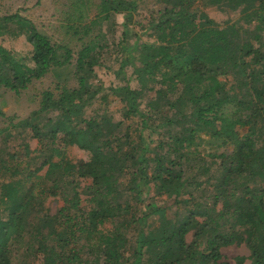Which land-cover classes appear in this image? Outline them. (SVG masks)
<instances>
[{
	"label": "trees",
	"instance_id": "trees-1",
	"mask_svg": "<svg viewBox=\"0 0 264 264\" xmlns=\"http://www.w3.org/2000/svg\"><path fill=\"white\" fill-rule=\"evenodd\" d=\"M137 2L98 0L90 16L91 0H70L62 27L69 42H80L76 50L68 41L52 42L18 13L0 17V86L19 93L51 68L70 64L77 82L42 90L38 107L12 124L29 128L39 144L31 150L25 142L18 156L41 157L36 168L29 171L27 162L21 168L19 161L12 170L6 158L15 160L17 153L0 149L6 154L0 156L2 170L16 173L21 168L27 177L48 181L46 191L63 200L54 214L45 213L43 224L40 220L27 231L25 218L35 194L23 202L17 183L1 184L0 264H13L19 255L40 264H227L220 249L242 243L249 251V264H264V0H162L164 5L145 25L152 40L135 35L131 42ZM199 2L241 16L217 24L197 6ZM116 14L123 21L115 75L123 80L112 90L124 104L125 118L141 116L142 128L162 113L161 135L166 138L158 147L165 145L164 153L132 144L129 132H116L118 122L82 116L96 95L90 81L104 48L100 27ZM241 19L245 24H239ZM19 34L30 45L27 58L1 44L5 36ZM135 60L140 66H133V73L125 77L123 68ZM147 92L153 98L141 108L139 98ZM202 144L216 147L208 155L218 161V175L207 200L189 192L181 201L178 197L187 188L200 192L204 182L181 179V170L174 167ZM67 145L82 150L85 157L67 162L62 153ZM85 179L90 180L86 207L80 205L78 192ZM150 183L159 194L184 202V214L170 220L166 208L151 202L147 210H137L132 201L140 199ZM126 190L131 193L127 199ZM155 213L160 214L157 225L149 221Z\"/></svg>",
	"mask_w": 264,
	"mask_h": 264
},
{
	"label": "rangeland",
	"instance_id": "rangeland-1",
	"mask_svg": "<svg viewBox=\"0 0 264 264\" xmlns=\"http://www.w3.org/2000/svg\"><path fill=\"white\" fill-rule=\"evenodd\" d=\"M70 0H0V17L11 14L18 13L19 15L29 19L35 25V27L50 36L52 42L64 43L69 42V37L65 35L63 24V12L66 10L67 5ZM136 11L132 13V22L130 25V40L133 42L135 40V35H139L142 41L152 40L150 36V30L146 29V22L149 21L150 17L155 13V11L161 8L162 0H137ZM98 0H91V10L89 12L90 16L96 13L94 9V4ZM197 6L205 13L208 14L217 24L232 23L233 21H238L239 13L237 11H230L229 9H218L215 6H202V3H197ZM123 16L121 14L113 15L109 20L102 22L100 27L101 35H104L102 43L104 48L100 51L99 65L94 67V75L91 78L90 88L96 90V95L93 97L91 102L85 106L83 110V118L93 119V118H109L111 122L119 123V128L116 130L119 135L129 132V138L132 144L135 145H145L149 148V151L157 150V152L164 153L166 151V146L158 147V143L161 140H165L166 135H161V132H165L163 127H160L162 122L161 114L159 117H155L154 120L148 121L149 127L142 128L140 124L141 116L134 115L127 119L123 113V102L120 101V97L112 90V88L122 84V75H115V71L119 67V52L120 48L117 46V41L119 40L120 32L122 30ZM239 24H245L243 19ZM142 28V29H141ZM97 30V27H95ZM143 30V31H142ZM135 36V37H134ZM133 40V41H132ZM1 44L11 50L18 56L27 58L29 56L30 45L27 43L24 35L19 34L16 36H5L1 40ZM70 47L76 50L80 42L76 40H70ZM75 57V55H73ZM72 62L74 61L71 60ZM133 66L139 67V61L135 60L133 65L126 66L123 68L124 76L127 77L133 73ZM74 65H66L61 67H53L44 76L33 79L26 89L21 90L19 93H15L12 90L6 89L0 86V111L3 115H0V149L10 152L17 153L15 160L6 158L9 161L10 166H13L16 162L20 161V167L23 168L27 162L28 170H33L39 165L41 157L32 159L35 156L33 153L29 154L25 159L19 160V155L24 152L25 142L29 144L31 150L39 146L36 139L31 137V132L29 128L21 126H12L20 119H24L29 115V113L38 107V102L40 98V92L45 89H55L56 83L66 82L69 86H76V78L73 76ZM134 82H132L133 84ZM151 84V83H150ZM153 98L152 92H147L142 94L139 98L140 107L145 108L149 101ZM162 105V102L160 103ZM164 112L167 110L163 108ZM171 112L167 113L170 116ZM55 117V116H54ZM44 120V119H43ZM42 120V122H43ZM7 127V130L5 129ZM155 126H159L155 128ZM5 129V130H4ZM7 132H10L8 135ZM4 140L5 143H4ZM43 143L47 144L44 140ZM4 148V149H3ZM216 147H211L206 144L199 146L196 152L189 156L185 160H181L180 164L175 165L174 170L176 172L180 171L181 179L186 178L187 181L197 180L204 182L202 184L203 190L196 191L195 187L187 188V191L183 192L178 198L181 201L189 197L188 193L194 194L199 199L207 200L208 194L212 191V179L218 174V161L212 159L208 154L213 152ZM192 150V148H190ZM222 151V149H219ZM35 153V152H34ZM64 159L69 163H74L80 158H84L85 154L82 150L75 146L67 145L62 149ZM150 155L152 154L149 152ZM148 153V155H149ZM0 156L2 158L6 157L5 151H0ZM18 159V160H17ZM7 161V162H8ZM19 169L16 173L14 171H5L0 168V188L1 184L6 182H11L12 184L18 185L19 199L25 202L29 198V194L32 192L36 196V200L32 201V209L29 214L26 215L25 223L27 226V231L31 230L32 227L39 225L40 220L42 224L45 213L52 215L55 211L63 205V200L59 195H50L46 191V188L50 185L48 181H38L35 177L26 176L24 170ZM44 168L37 171V174L41 176L43 174ZM149 173V172H148ZM126 177L124 182L126 181ZM189 181V182H190ZM90 183L89 179L80 180V185L78 187V192L80 193V205L88 206V196H87V186ZM42 188V189H41ZM136 192H134L135 194ZM131 193H124L125 198ZM136 195V194H135ZM140 199L136 196V199L132 201V204L136 209L143 208L147 210L145 205L147 203H154L158 208H166V216L170 220H176L178 215L182 216L186 205L184 202L177 201L174 195H169L167 193L159 194L157 192L156 186L150 183L147 188L144 189L142 195H139ZM39 204H37L38 202ZM91 204V203H90ZM4 204L0 203V208H3ZM219 205H217L218 207ZM151 210V208H149ZM160 214L155 213L150 217L149 221H153V225L159 223ZM108 224H106L107 226ZM29 235L25 234V240H27ZM191 232L188 233L185 238L186 241L191 239ZM79 244H81L79 242ZM222 260L226 261L227 264H249V260L245 257L249 254L247 247L242 244H232L220 249ZM238 257H244L242 262L238 261ZM30 256L25 258L19 255L18 258H14L13 264H40L38 261H32Z\"/></svg>",
	"mask_w": 264,
	"mask_h": 264
}]
</instances>
